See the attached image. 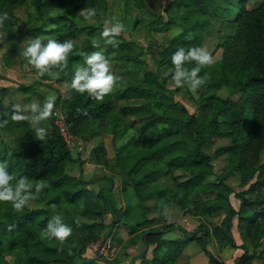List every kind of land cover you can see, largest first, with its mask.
Listing matches in <instances>:
<instances>
[{"label": "trees", "instance_id": "1", "mask_svg": "<svg viewBox=\"0 0 264 264\" xmlns=\"http://www.w3.org/2000/svg\"><path fill=\"white\" fill-rule=\"evenodd\" d=\"M178 1L187 10L191 9L187 14L199 9L217 16L230 10L229 7H220L215 0ZM31 2L38 15L30 13L26 16L28 24L23 30L26 36L34 38L45 33L48 24H53L52 30L57 32L54 35L56 40L82 37L80 44L75 45L69 54L68 67L58 79L60 81H72V63L84 60L80 55L82 52L103 51L106 57L118 53L129 57L134 55L124 50L143 49L142 45L122 35L116 37L117 48L104 46L100 37L104 24L78 23L73 18L75 7L72 0ZM11 3L12 0H0V12L7 11L9 14L2 28L8 33L20 20ZM140 3L145 4V0ZM52 5H63L65 9L55 15L46 13L44 9ZM237 5L233 19L235 32L219 42L220 58L203 67L200 76H208L203 89L215 90L227 86L237 91L239 96L235 99L214 93L204 96L201 118L188 112L174 98L175 87L170 88L167 80L174 70L172 54L178 47H197L198 37L193 31L196 25L206 24L207 19L192 21L191 25L158 49L155 58L158 65L171 67L168 77L141 67L132 70L137 71L131 73L135 80L129 79V74L123 76L113 72L122 79L113 93L101 101L87 93H77L70 87L65 96L59 95L58 99L60 112L71 133L86 137L107 130L112 134L116 149L115 170L124 187L126 183L132 185L144 212L150 206L147 203L149 199H155L163 211L170 210L172 206L195 216H213L224 211L227 215L226 223H222L224 225L211 220L207 222L211 223L217 237L222 236L232 246L235 245L231 234L232 219L236 216L244 242V252L238 256L237 262L253 264L254 259L264 261L262 251L256 249L264 237V194L261 192V187H264V0L251 8L246 6V0H237ZM94 38L101 40V49L92 47ZM186 66L191 68L196 65L193 62ZM140 73L142 77L136 79ZM6 88L2 86L0 90ZM17 88L27 91L31 85L23 84ZM3 94L0 93V97ZM6 107L0 102V110L10 113L12 103ZM41 126L47 130L43 140L36 138L34 128L29 127L27 122L16 123L9 119L6 126L0 127V163H5L7 171L17 178L26 176L33 184L42 180L48 185L39 198L31 201L21 212L15 211L11 202H0V253H12L13 264H73L76 258H80L78 264H103L97 257H86L84 252L87 243L97 239L109 224L104 215L108 197L102 188L96 191L88 187L85 178L68 172V163L74 157L55 123L51 121L49 125ZM16 127L22 131L18 133ZM3 129L12 136L11 142L3 140ZM214 136L228 137L231 143L209 152L206 147ZM92 151L96 161H105L102 141L93 146ZM223 154L227 161L220 170L221 175L208 179L215 174L213 160ZM236 172L240 173L241 184L248 185L246 189L235 192L240 199L238 208L230 201L234 189L227 181ZM161 175L168 176L171 183L157 185V178ZM208 190L213 192L212 196L203 200L196 198ZM255 191L258 193L254 194ZM67 207L72 209V216L66 214ZM128 208L124 209V213ZM115 212L120 213L118 209ZM56 214L61 215L73 229L72 235L63 244L54 238H41L43 229ZM114 222L116 218L111 221L112 224ZM173 222L168 220L164 226H172ZM201 224L206 226L205 222ZM9 226H13L11 230ZM161 232L156 229L148 232L147 240L153 239L156 245L151 257L141 256V264H177L184 245L194 237L165 239L160 238ZM248 243L253 246L252 250H249ZM210 260L211 264H223L212 255Z\"/></svg>", "mask_w": 264, "mask_h": 264}, {"label": "rangeland", "instance_id": "2", "mask_svg": "<svg viewBox=\"0 0 264 264\" xmlns=\"http://www.w3.org/2000/svg\"><path fill=\"white\" fill-rule=\"evenodd\" d=\"M12 1L13 3H11V8L20 20L14 26V30L10 31L11 33L0 29V32L5 34L4 41L0 43V87H2L1 85L7 87L3 91L0 90V93H4L3 96L0 97V102L4 108L11 103L14 104L18 102L22 104H29L33 101H37L42 104L47 97L55 96L56 100L52 117L41 122V125H49L51 121L55 122V120L59 119L61 115L60 100L58 97L59 95L62 97L65 96V93L71 85V80H58L62 77L61 75L65 70L60 72L57 69H53L52 74L38 76L36 70L27 63V60L23 56L20 55L23 49L27 46V41L32 38L31 36H26L23 32L28 24L26 16L30 13H33V15L38 14L31 0ZM215 1L220 7H229V12L224 15L219 14L217 16H213L212 14L196 9L187 14V11L191 9L187 10L185 5L178 0H145V4H143L144 6L141 5V0H72V3L75 7L73 18L77 19L78 23L81 25L84 23L95 24L97 22H102L104 24L105 21H111L114 23L116 20H119L124 24V31L121 35L126 39L143 46V49L135 48L123 51L125 53H132L134 56L127 57L126 55H120L118 52L116 55L109 54L108 56L111 61L113 72L122 74L123 76H127L129 74V79L135 80L131 73H137V71L132 70L138 69L139 67L153 70L160 75L163 74L168 77L171 72V67L169 68L158 65L155 59L157 57V51L162 45L167 44L172 36L181 32L186 26L191 25L192 21L196 19L199 21L207 19L206 24L196 25V29L193 31V33L198 37V43L196 46L207 47L212 52L215 61L218 60L221 55V47L218 46L219 42L224 36L235 32L233 19L238 10V5L237 0ZM260 1L261 0H246V6L248 8L254 7ZM208 2L210 1L208 0ZM85 8H94L96 10V15L90 21L84 20V18L79 15V12ZM64 9L63 5H52L46 7L44 11L55 15L63 12ZM46 27L47 31L45 33L36 35L42 38L45 37L43 38L45 42L48 39H54V35L57 33L56 30H52L53 24H48ZM81 38L82 37L79 36V38H74L72 40L74 44L77 45L82 41ZM83 62L84 60L82 59L73 62L72 69L75 71V68L82 65ZM141 77L142 74L140 73L136 79H140ZM167 81L168 84H166L170 88L174 89L175 87V91L173 93L174 98L181 103L188 112L199 118L203 116L202 98L204 96H208L211 93L221 97H230L231 99H235L239 96L237 91L231 90L227 86H221L215 90H206L201 86L195 93H193L189 90L187 85L182 88L176 87L171 79V76ZM23 84L31 85V89L27 91L19 90L17 87ZM0 112L3 111L0 110ZM10 114L11 112L5 118L11 120ZM27 125L29 127H33L28 122ZM86 125L91 126L92 124ZM16 131L20 133L22 129L16 127ZM3 133V140L11 142L12 136L9 135V132H6L5 129H3ZM69 133L70 135L66 136V145L74 157V160L68 163V172L74 176L85 178L88 187H91L96 191L102 188L108 197L105 203L106 208L104 215L105 221L109 224H107L97 239L87 243L84 255L86 257H97L103 264H120L117 258L118 254L119 257L125 255V253H127V247L134 244H138L136 247L137 249L131 258H127L129 261L135 259V255L137 253H141L142 255L143 253L145 254L146 250H143L144 244L141 241L143 231H135L134 233L129 229L131 228V224L133 225L137 222L133 226L136 230H138L140 226L137 224H139L140 220H143L146 216L151 215L155 218V215L157 217L158 213H160L159 215L165 213H161L162 209L160 208V204L157 203L155 199H149L147 200V203H149L150 206L146 212H142L141 210L143 209L141 207V203L135 196L132 185L130 183H126L127 185L124 187L122 178L115 170L116 149L112 142V134L109 131L100 130L99 132H95L93 135L86 137H83L84 135L73 134L70 131ZM100 141H102L103 144L102 156L105 158L104 162L96 161L94 158V152L92 151L93 146H96ZM230 143L231 140L228 137L214 136L211 144L206 147V150L213 152L216 148ZM213 161L215 174L208 176V179L210 180L216 179L221 175L220 170L225 165L227 157L223 154L216 156ZM157 179V185H169L171 183V179L166 175H161ZM227 181L234 189V192L230 194V201L234 199L238 202L237 207H239L240 199L236 197L235 192L241 189H246L248 185L241 184L239 172H236L234 175L228 177ZM261 192L264 194V187H261ZM124 193H126L128 201L130 202V207L126 203ZM253 193L257 194L258 191ZM212 195L213 192L208 190L200 193L196 196V198L203 200ZM132 206H136L138 208H136V210L133 209L134 212L127 214ZM124 208H128L129 210L124 213ZM117 209L120 211L119 214L115 212ZM65 212L68 216H72V209L70 207H67ZM179 212L181 214V209L174 206V211L166 212V216L169 218L168 220L176 218V220H179L180 217H178L179 215L177 214ZM226 216V212L223 211L218 212L212 217L202 215L199 216V219L201 218V221L205 223H207V220H211L213 222L222 221V223H226ZM235 217L236 216H234V218ZM87 218H92V216H87ZM114 218H116V222L112 224L111 221H113ZM126 219L131 221L127 222ZM161 220L163 221V219ZM123 221L127 222V224H124ZM146 223L147 222L144 224ZM195 223L198 226V222L195 221ZM178 227H180V225H178ZM110 228H112V233L109 232ZM175 229L180 233V236H182L181 238L185 236L183 231H181V228H173L171 230ZM98 239L102 240L100 247L92 249L91 244ZM262 241L263 240H261V243L256 249L257 251H262L264 255V241ZM208 246L212 252H216L212 242H208ZM248 246L251 250L253 249L251 244ZM101 248H103L102 252L100 251ZM204 248L205 244H202L201 241L197 239L191 240L184 247L181 254L182 256L179 258V262L181 264H185L183 258V256H185L187 257L188 264H207L208 254ZM141 256L138 264H141ZM13 257L14 255L10 252L0 253V264H13ZM79 260L80 258H76L73 261V264H78Z\"/></svg>", "mask_w": 264, "mask_h": 264}, {"label": "clouds", "instance_id": "3", "mask_svg": "<svg viewBox=\"0 0 264 264\" xmlns=\"http://www.w3.org/2000/svg\"><path fill=\"white\" fill-rule=\"evenodd\" d=\"M79 15L86 21H90L95 15L94 8H85ZM9 19L7 11L0 12V29L4 27L5 21ZM124 31V24L116 20L114 23L105 21L100 37L104 46L117 48V36ZM5 39V34L0 32V43ZM92 47L101 49V40L93 39ZM75 48L73 40L59 41L48 39L46 42L40 36L27 41V46L20 53L29 65L37 72L38 76L52 74L53 69L60 72L68 67L69 54ZM84 62L75 68L70 88L77 93H87L91 98L101 101L105 96L113 93L121 77L116 76L112 71L111 61L103 51H92L80 53ZM174 70L171 79L176 87L182 88L187 85L190 91L195 93L207 81V76H200L203 67L210 66L215 62L212 52L207 47H178L171 56ZM195 63L194 67L186 65ZM55 96L47 97L41 104L33 101L29 104L14 103L10 118L12 122H28L35 130L38 140H43L47 135L46 128L40 126L42 121L48 120L53 115ZM9 113L0 112V127L9 123ZM15 181V183H13ZM48 185L42 180L33 184L28 177L19 178L7 171L5 163H0V202H11L15 211L21 212L31 201L37 200L40 194ZM13 226H9L11 230ZM73 229L64 222L61 215H53L41 233L42 239H55L63 244L71 235Z\"/></svg>", "mask_w": 264, "mask_h": 264}, {"label": "crops", "instance_id": "4", "mask_svg": "<svg viewBox=\"0 0 264 264\" xmlns=\"http://www.w3.org/2000/svg\"><path fill=\"white\" fill-rule=\"evenodd\" d=\"M1 86H4V85H1ZM236 199H238V198H236ZM231 203L235 208H238L237 207V203H238L237 201L232 199ZM136 208H138V207L132 206L130 211L127 214L134 212V210H136ZM141 211L143 212V210H141ZM170 211L171 212L174 211V206H172L170 208V210H166V211L161 210V213L162 212H165V213H163L161 215H159L160 213H158L157 217L155 215V218H154V216H151V215L146 216L143 220H140L139 224H137L140 226L138 230H136L133 226L137 222H135L133 225L131 224V228L129 230L134 232V233H135V231L136 232L137 231H140V232L141 231H143V232L147 231L146 234L142 236V240H141L144 244L143 250H146V252H145L146 257H151L152 251L156 245V241H153V239L147 240V234L151 229H156V230L162 231L160 238H165V239L184 240L187 238V236L194 235L193 238H191L190 240H188L186 242L184 247L191 240L197 239V240L201 241L202 244H205L204 249L207 251V254H208L207 264H211L210 255H212L217 261L222 262L223 264H239L237 262V258L239 255H241L244 252V247L242 245V244H244V242H243L242 234L239 230V221L237 220L238 219L237 217H235V218L233 217V219H232L233 224L231 227V234H232L233 240L235 242V245L232 246L231 244H229L227 242V240L222 238V236L217 237L213 233L212 228H211V226H212L211 223L207 222L206 226H202V224H201L202 221H201V218L199 219V216L186 214L182 210H181L182 211L181 214H180V212L177 213L179 215L178 217H180L179 220H176L177 218L173 219V220L171 219L170 221H174L173 225L172 226H164V223H166L168 221V218L166 216V212H170ZM221 212H223V211H221ZM127 214H125V215H127ZM130 219H131V217H130ZM161 219H163V221ZM126 221L130 222L131 220L129 221V219L128 220L126 219ZM195 221L198 222V226L195 223ZM127 222L123 221L124 224H127ZM145 222H147V223L144 224ZM117 223H118V221H117ZM214 223H219L220 225H224V224H222V221H219V222L217 221ZM176 224H177V226H176ZM178 225H180V227H178ZM173 228H181V231H183L185 236L183 238H181L182 236H180V233L177 232L176 229L171 230ZM206 230L208 232H206ZM111 233H112V228H111ZM173 236H176V237H173ZM262 240L264 241V237L262 238ZM208 242L213 243L214 248L216 250L215 253L209 249ZM137 245L138 244H134V245L127 247V249H126L127 253H125V255H123L121 257H119V254H118L117 258H118V261L120 262V264H126V263L127 264L128 263L129 264L130 263L138 264L139 263L140 256L142 255L141 253H137L135 255L136 258L133 259L132 261L131 260L129 261V259H127L128 257L131 258V256H133V253L136 252ZM248 245L249 244H247V246ZM184 247H183V249H184ZM248 248H249V250H251V248L249 246H248ZM183 249L181 251V254L183 252ZM181 254L178 256V258L176 260L177 264H181L179 262V258L182 256ZM183 258H184L185 264L186 263L188 264L187 257L183 256ZM215 264H217V263H215ZM253 264H264V261L262 259H254Z\"/></svg>", "mask_w": 264, "mask_h": 264}, {"label": "built area", "instance_id": "5", "mask_svg": "<svg viewBox=\"0 0 264 264\" xmlns=\"http://www.w3.org/2000/svg\"><path fill=\"white\" fill-rule=\"evenodd\" d=\"M60 114H61V112H60ZM54 123H55V125L58 127V129H59L61 135L63 136V138H64V140H65V142H66V136H67V135H70V133H69L68 128H67V126H66V123H65V120H64L63 115L61 114L60 117H59V119L55 120ZM66 144H67V143H66ZM101 243H102V240H101V239H98V240H96L95 242H93V243L91 244V248H92V249H97V248L100 247V244H101ZM101 247H102V246H101ZM102 249H103V248L100 249L101 252H102Z\"/></svg>", "mask_w": 264, "mask_h": 264}]
</instances>
